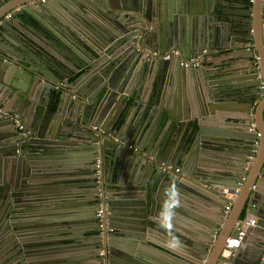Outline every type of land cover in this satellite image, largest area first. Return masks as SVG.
Listing matches in <instances>:
<instances>
[{"label": "water", "instance_id": "95a60500", "mask_svg": "<svg viewBox=\"0 0 264 264\" xmlns=\"http://www.w3.org/2000/svg\"><path fill=\"white\" fill-rule=\"evenodd\" d=\"M2 19L0 264H223L248 215L229 264H264V0H7Z\"/></svg>", "mask_w": 264, "mask_h": 264}, {"label": "built area", "instance_id": "2783aa9c", "mask_svg": "<svg viewBox=\"0 0 264 264\" xmlns=\"http://www.w3.org/2000/svg\"><path fill=\"white\" fill-rule=\"evenodd\" d=\"M5 0H0L1 2H4ZM40 1H45V0H40ZM9 14L6 15V17H8ZM207 50L204 49L203 52H206ZM180 49L179 48H175L172 47L170 48L167 52L164 53H160L157 50H146L145 53L143 54L144 56H146L148 59H153V58H162V59H169L171 56H178L180 55ZM199 61V57L198 56H190V57H182L181 58V65L184 67H190V66H196L198 64ZM16 125L21 129L22 128V124L21 121L19 119H16ZM93 129H97L99 130L100 133L104 134L103 131L99 128H97L96 126L93 127ZM107 135H109L107 133ZM115 140V142L118 145H123L128 147L129 149H133L136 150V148L132 145V144H126L124 141H121L119 138H113ZM96 169H95V176H96V183L99 188V184L102 181V163L100 159H97L96 161ZM161 166H163L166 169H169L170 171L174 172V173H180V169L179 167H174L173 165H168L166 162L162 161L161 162ZM244 179V178H243ZM242 179V180H243ZM226 210L229 209V205L225 207ZM107 212H108V207L107 204L103 201V200H99L98 202V206H97V210H96V218L98 220V224L100 229L105 228V231L107 232H112L113 228L111 227H107ZM238 223H240V227L238 229V233L235 237H229L225 243L223 252H225V254L228 256V258H233L236 252V249L241 245L242 239L244 238L245 234H246V230L249 226L253 225L255 223L254 219H241L237 222V226ZM222 252V253H223ZM104 250L100 249L99 254L101 256H103ZM230 260L226 259V261L223 262V264H229Z\"/></svg>", "mask_w": 264, "mask_h": 264}, {"label": "crops", "instance_id": "0c3cea01", "mask_svg": "<svg viewBox=\"0 0 264 264\" xmlns=\"http://www.w3.org/2000/svg\"><path fill=\"white\" fill-rule=\"evenodd\" d=\"M7 0H5L4 2H1L0 3V7L3 5V3H5ZM7 14H10V13H7ZM69 13L67 12V11H64V17H66V18H71V16L70 15H68ZM9 17V16H8ZM7 17V18H8ZM6 18V17H5ZM4 19V18H3ZM3 19L2 20H0V22H2L3 21ZM69 23L70 24H72L73 25V22L72 21H69ZM85 30H87L88 32H90L88 29H85ZM88 35H90V34H88ZM83 36H84V34H83ZM87 41L88 42H90L91 43V41L89 40V39H87ZM80 48L79 47V45H77V44H75V48L79 51L80 49H78V48ZM209 50V52H217V50H214V49H208ZM208 52V51H207ZM88 54H89V52H88ZM85 89H88V84H85ZM168 90H169V92H170V94H169V96L166 98V101H170V99H172L173 98V96L175 95V93H176V89H175V87L174 86H172V85H168ZM143 106L144 107H147L145 104H143ZM199 106H201V107H203V108H205L206 106H203V105H200L199 104ZM142 107V106H141ZM207 107H215V106H211V104H208V106ZM142 111H143V109H142ZM142 111L138 114V112H137V109H136V111H134L133 113H132V115H131V117H130V121H132V123H134L133 121H135V122H137V120H138V118L139 117H141L142 118V116H143V114H142ZM151 111V110H150ZM183 114V113H182ZM149 115V114H148ZM147 115V116H148ZM127 116V115H126ZM146 116V117H147ZM125 117V116H124ZM137 118V120H135ZM148 120H149V117H147L146 119H145V123H147L148 122ZM202 164H205V165H211L212 164V162H201ZM201 164V165H202ZM198 172V171H197ZM199 173V172H198ZM162 196L164 195V193H162L161 194ZM183 202H185V201H183ZM183 218H184V220L186 219L185 218V216H183ZM246 219H254V220H257V218L254 216V215H248V217L246 218ZM174 220V219H173ZM174 221H177V222H180V223H182L183 221H178V220H174ZM112 226H114V225H112ZM113 229H114V227H113ZM123 230V229H122ZM118 238H123V237H121V236H118V235H114L113 236V242H114V239H115V246H118V245H120V243H121V241H118L119 239ZM160 243V242H159ZM66 246H70V248H81L82 246H83V243H80V244H75V243H70V244H67ZM240 246H244L243 244H241ZM70 255V254H69ZM221 257L223 258V260L224 261H226V259H228V260H232V258L230 259V258H228V256L225 254V252H223L222 253V255H221Z\"/></svg>", "mask_w": 264, "mask_h": 264}, {"label": "flooded vegetation", "instance_id": "af4514ba", "mask_svg": "<svg viewBox=\"0 0 264 264\" xmlns=\"http://www.w3.org/2000/svg\"><path fill=\"white\" fill-rule=\"evenodd\" d=\"M207 51H208V49L207 48H205ZM204 50V49H203ZM206 51V52H207ZM107 204V203H106ZM107 207H108V204H107ZM108 215H109V207H108V212H107V215H106V217H107V227H111V228H113L111 225H109V219H108ZM95 216H96V214H95ZM97 222H98V220H97ZM98 224V223H97ZM99 225V224H98ZM114 231H115V229H113V231L112 232H107V231H105V228H102V229H99V235L100 236H102V235H105L106 237H108V235L109 236H114ZM112 233V234H111ZM100 249H103V248H99L98 249V254H99V251H100ZM104 250V249H103ZM105 255H106V252H105V250H104V253H103V256H101L100 254H99V256L101 257V258H104L105 257Z\"/></svg>", "mask_w": 264, "mask_h": 264}]
</instances>
